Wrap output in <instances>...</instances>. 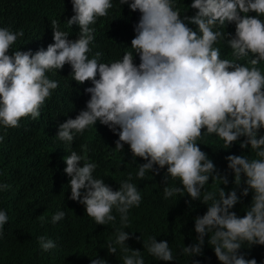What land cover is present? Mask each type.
Segmentation results:
<instances>
[{"label":"clouds","instance_id":"clouds-1","mask_svg":"<svg viewBox=\"0 0 264 264\" xmlns=\"http://www.w3.org/2000/svg\"><path fill=\"white\" fill-rule=\"evenodd\" d=\"M70 2L74 14L66 22L71 28L79 27L75 40L68 39L60 22L52 20L53 42L46 48L13 50L23 30L0 27V127L18 128L22 119L39 118L59 86L47 74L69 65V75L77 84L91 82L84 89L90 98L75 118L58 125L55 139L72 145L77 135L97 122L108 127L118 136L115 150L124 152L127 145L134 163L137 157L145 161L139 164L137 179L143 180L147 172L158 175L166 168L164 199L186 193L207 205L206 213L194 218L196 243L183 247L182 254L202 255L207 237L220 264H256L240 250L245 243L264 245V135L260 134L264 73L257 67L264 62V0H192V16H182L175 0H119L140 16L131 51L110 63L101 62L100 51L91 58L88 54L95 41L92 26L108 16L112 0ZM229 24L235 26L234 35L225 31ZM221 41L231 50L232 59L221 58L216 46ZM205 135L222 140L224 150L237 142L241 149H249V154L226 157L236 187L227 193L220 187L218 198L216 192L204 191V186L210 178L224 185L228 180L197 143ZM3 139L0 135V142ZM63 159L64 172L70 177L69 199L83 205L96 225L115 222L113 209L119 213L121 228L107 242L108 253L116 254L119 245L123 252L131 251L122 257L123 264H145L141 251L126 245L131 238L124 230L129 211L142 201L137 186L130 182L132 174L113 190L104 179L93 176L98 165L88 162V157L73 150ZM169 179L178 181V186H167ZM242 183L238 196L236 189ZM7 187L0 184V189ZM250 192L251 202L240 217L231 210ZM64 218L65 212L59 211L51 220L55 224ZM7 222V212L0 210V237ZM38 242L45 252L56 247L43 236ZM143 248L158 261H174L167 241L149 237ZM91 264L107 262L92 258Z\"/></svg>","mask_w":264,"mask_h":264},{"label":"trees","instance_id":"trees-1","mask_svg":"<svg viewBox=\"0 0 264 264\" xmlns=\"http://www.w3.org/2000/svg\"><path fill=\"white\" fill-rule=\"evenodd\" d=\"M191 3L192 0H175L182 16L194 15L195 10L189 8ZM112 4L108 16L99 18L92 26L95 28V41L90 45L92 52L88 54L91 58L96 51H100L103 53L101 62L109 63L131 51L129 46L135 35L134 25L140 16L139 12H131L128 5H121L119 0H112ZM73 14L70 0H0V27L24 32V36L12 46L13 50L21 48L35 52L46 48L53 42L52 20L60 22V30L69 33L68 39H77L79 27L73 25L71 28L66 22ZM189 27L196 29L195 25ZM234 30L233 24L225 29L233 35ZM216 46L221 50L222 59L233 58L223 41ZM134 62L138 64L139 58L136 57ZM257 67L264 73V62ZM70 72V66L65 65L62 70L47 74L50 79L58 81L59 86L46 100L39 118L22 119L18 128L5 130L0 127V135L4 137L0 142V184L8 186L0 189V210H5L8 215L3 236L0 237V264H91L92 258H102L107 264H123L122 257L131 255V251L125 253L119 245H116V254L107 251V242L114 240L116 231L121 228L120 216L115 209V222L96 225L87 216L83 205L69 199L70 177L64 172L66 164L63 158L73 150L88 157V162L96 163L98 167L93 176L104 179L113 190H118L119 184L128 178L129 173L132 174L130 182L137 186L142 201L139 207L129 211L128 227L124 230L131 238L126 245L141 251L145 264H220L207 243V237L202 255L190 257L182 254L183 247L196 243L194 218L203 216L207 205L191 200L186 193L164 199L166 168L158 175L147 172L143 180L137 179L139 164L145 161L137 157L134 163L127 145L124 152L115 150L118 136L99 122L83 135H77L72 145L55 139L58 125L68 118H75L90 98L84 89L91 86V82L77 84ZM260 134L264 135V129ZM197 143L213 161L220 176L228 180V184L224 185L210 178L204 191L216 192L218 198L220 187L226 193L235 188L234 174L227 168L226 157L249 154V149H241L237 142L224 150L223 141L215 135H205ZM81 146H85L84 151ZM254 155L250 153V157ZM80 166H83V161ZM167 186H178V181L169 179ZM243 186L242 183L236 189L238 196ZM251 197V192L247 197L241 196V202L231 211L242 217ZM59 211L65 212V218L54 224L51 218ZM41 236L53 240L56 247L43 251L38 242ZM149 237H156L157 242L167 241L174 261H158L151 256L143 248V241ZM240 252L246 259H255L256 264H264V245L250 246L245 243Z\"/></svg>","mask_w":264,"mask_h":264}]
</instances>
